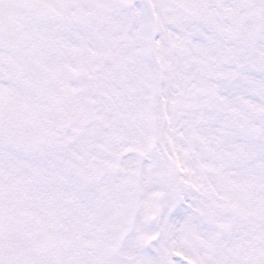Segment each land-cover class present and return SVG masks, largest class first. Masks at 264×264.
<instances>
[{
  "label": "snow or ice",
  "instance_id": "obj_1",
  "mask_svg": "<svg viewBox=\"0 0 264 264\" xmlns=\"http://www.w3.org/2000/svg\"><path fill=\"white\" fill-rule=\"evenodd\" d=\"M0 264H264V0H0Z\"/></svg>",
  "mask_w": 264,
  "mask_h": 264
}]
</instances>
